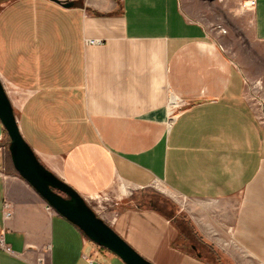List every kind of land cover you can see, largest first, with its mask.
<instances>
[{
    "label": "crops",
    "instance_id": "0c3cea01",
    "mask_svg": "<svg viewBox=\"0 0 264 264\" xmlns=\"http://www.w3.org/2000/svg\"><path fill=\"white\" fill-rule=\"evenodd\" d=\"M59 1L73 5L0 0V78L40 162L91 208L111 190L113 213L92 209L146 257L264 264V125L238 64L180 0ZM5 138L0 122V264H122L20 177ZM155 183L192 206L166 215L114 190Z\"/></svg>",
    "mask_w": 264,
    "mask_h": 264
},
{
    "label": "rangeland",
    "instance_id": "374dc122",
    "mask_svg": "<svg viewBox=\"0 0 264 264\" xmlns=\"http://www.w3.org/2000/svg\"><path fill=\"white\" fill-rule=\"evenodd\" d=\"M180 2L184 13L194 21L203 24L211 38L223 47L226 55L243 71L247 82V101L259 123L264 125V43L254 39L251 1L180 0ZM6 85L8 92H10L11 84L7 82ZM174 102L171 104L174 107L168 108V111L174 112L170 115L172 117L189 104L184 100H179L176 104ZM4 144L7 148L9 147L10 139L7 133ZM114 190L123 196L127 194L128 198L134 200L136 206L146 208L153 206L166 215H171L172 211H182L184 214L186 209L192 206L190 201L175 195L160 183L139 190H132L125 185L118 184ZM109 194H113L111 190L98 199L101 202H92V208L102 215H105L103 210H107L106 213H113V209L109 205H114L115 202L110 201ZM104 207L105 209H103ZM129 244L134 247L131 243ZM94 245L99 251H108L96 244ZM136 250L140 253L138 249ZM163 255L166 256L161 254L157 259L143 256L154 264H171L169 259L167 260ZM115 257L121 261L116 255ZM247 262L248 264H256L250 260ZM121 263L124 264L122 261Z\"/></svg>",
    "mask_w": 264,
    "mask_h": 264
},
{
    "label": "water",
    "instance_id": "95a60500",
    "mask_svg": "<svg viewBox=\"0 0 264 264\" xmlns=\"http://www.w3.org/2000/svg\"><path fill=\"white\" fill-rule=\"evenodd\" d=\"M53 1L66 8L73 5L69 1ZM0 122L10 139L8 151L15 171L51 208L78 227L91 242L110 251L124 264H153L99 217L76 190L56 177L40 162L20 132L14 108L1 78Z\"/></svg>",
    "mask_w": 264,
    "mask_h": 264
},
{
    "label": "built area",
    "instance_id": "2783aa9c",
    "mask_svg": "<svg viewBox=\"0 0 264 264\" xmlns=\"http://www.w3.org/2000/svg\"><path fill=\"white\" fill-rule=\"evenodd\" d=\"M5 218H10L12 213L10 210L9 205H5V211H4ZM0 248L4 249L8 253H12V249L10 246H8L4 240V235L0 234Z\"/></svg>",
    "mask_w": 264,
    "mask_h": 264
},
{
    "label": "bare ground",
    "instance_id": "6f19581e",
    "mask_svg": "<svg viewBox=\"0 0 264 264\" xmlns=\"http://www.w3.org/2000/svg\"><path fill=\"white\" fill-rule=\"evenodd\" d=\"M173 102H174V101H173ZM176 103H177V102L175 101L174 104H176ZM170 104H172V103H170Z\"/></svg>",
    "mask_w": 264,
    "mask_h": 264
}]
</instances>
